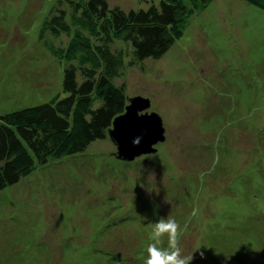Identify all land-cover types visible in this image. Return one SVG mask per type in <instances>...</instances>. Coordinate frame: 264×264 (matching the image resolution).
<instances>
[{"label": "rangeland", "instance_id": "1", "mask_svg": "<svg viewBox=\"0 0 264 264\" xmlns=\"http://www.w3.org/2000/svg\"><path fill=\"white\" fill-rule=\"evenodd\" d=\"M60 1L0 0V115L65 95L45 42L69 36L40 38L52 8L71 12ZM111 48L125 61L115 84L150 100L140 114L162 118L165 140L131 163L100 140L1 192L0 264H143L149 224L169 215L191 264H264V12L212 0L158 59Z\"/></svg>", "mask_w": 264, "mask_h": 264}, {"label": "trees", "instance_id": "2", "mask_svg": "<svg viewBox=\"0 0 264 264\" xmlns=\"http://www.w3.org/2000/svg\"><path fill=\"white\" fill-rule=\"evenodd\" d=\"M140 1L148 8L125 10L112 7L108 0H61L60 6L66 2L70 13L63 7L48 12L40 38L47 32L52 39L69 36L59 44L45 42L51 55L63 64L65 95L0 115V193L40 166L84 153L95 142L111 139L115 118L125 114L130 105L125 89L114 82L125 61L121 53L112 51L111 44L130 42L133 64L158 59L183 38L191 19L212 3ZM242 1L264 12V0ZM114 156L120 162H133ZM259 209L264 213V203Z\"/></svg>", "mask_w": 264, "mask_h": 264}, {"label": "water", "instance_id": "3", "mask_svg": "<svg viewBox=\"0 0 264 264\" xmlns=\"http://www.w3.org/2000/svg\"><path fill=\"white\" fill-rule=\"evenodd\" d=\"M126 113L115 118L109 136L117 147L116 157L134 161L141 155L153 153V145L165 140L162 118L157 113L140 112L150 107V100L135 97L129 100Z\"/></svg>", "mask_w": 264, "mask_h": 264}, {"label": "clouds", "instance_id": "4", "mask_svg": "<svg viewBox=\"0 0 264 264\" xmlns=\"http://www.w3.org/2000/svg\"><path fill=\"white\" fill-rule=\"evenodd\" d=\"M192 216L197 215L193 210ZM149 243L143 247V264H191L193 254L185 255L181 247L183 232L180 223L171 215L149 224ZM203 255V253H201Z\"/></svg>", "mask_w": 264, "mask_h": 264}, {"label": "bare ground", "instance_id": "5", "mask_svg": "<svg viewBox=\"0 0 264 264\" xmlns=\"http://www.w3.org/2000/svg\"><path fill=\"white\" fill-rule=\"evenodd\" d=\"M241 8H243V7H241Z\"/></svg>", "mask_w": 264, "mask_h": 264}]
</instances>
